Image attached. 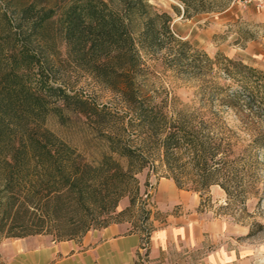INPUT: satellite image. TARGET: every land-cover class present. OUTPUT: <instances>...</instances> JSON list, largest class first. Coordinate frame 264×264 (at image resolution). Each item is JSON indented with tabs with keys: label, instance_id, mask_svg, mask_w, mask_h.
<instances>
[{
	"label": "trees",
	"instance_id": "trees-1",
	"mask_svg": "<svg viewBox=\"0 0 264 264\" xmlns=\"http://www.w3.org/2000/svg\"><path fill=\"white\" fill-rule=\"evenodd\" d=\"M182 3L187 17L225 7L220 0ZM172 21L150 0H0L1 236L65 240L107 226L97 214L115 211L132 193L134 205L137 174L147 166L202 195L220 185L229 199L244 202L258 187L264 71L195 49ZM61 46L70 64L118 97V106L58 83L52 57ZM159 53L205 85L204 106L178 108L169 93L158 99L145 90L144 54ZM52 116L65 126L78 120L95 137H62L48 126Z\"/></svg>",
	"mask_w": 264,
	"mask_h": 264
},
{
	"label": "rangeland",
	"instance_id": "rangeland-1",
	"mask_svg": "<svg viewBox=\"0 0 264 264\" xmlns=\"http://www.w3.org/2000/svg\"><path fill=\"white\" fill-rule=\"evenodd\" d=\"M220 2L225 6L223 9L204 11L187 17L182 0H150L157 10L172 16L173 29L183 39L190 41L195 49L207 53L212 58L222 53L264 71V0ZM60 49L61 54L52 57L59 84L71 92H79L89 97L100 105L118 106V97L110 89L100 84L88 72L70 64L65 47L61 46ZM144 58L148 65V75L142 81L145 90L159 95L158 99L169 93L172 98H177L172 106L178 108L204 106L199 93L205 85H202L200 80L169 67L163 53L144 54ZM224 81L222 79L220 83L225 84ZM225 115L232 126L238 125L239 121L234 112L226 110ZM48 126L60 136L75 143H83L95 137L89 127L78 120L65 126L52 116L48 120ZM262 161L264 163V155ZM137 178L140 191L135 204L132 205L130 200L133 193L128 194L119 201L115 211L97 214V221H127L145 230H153L167 222L170 212L157 200V189L161 182L165 183L167 177L159 176L147 166L137 174ZM259 178L258 187L249 189L244 202L229 199L220 185H213L210 191L203 195L191 191L190 195L200 198L198 213L206 220L223 223L218 240L205 243V254L216 246H228L234 242L251 244L264 252V164L260 169ZM250 232L253 233L251 236ZM6 238L10 237L0 235V244Z\"/></svg>",
	"mask_w": 264,
	"mask_h": 264
},
{
	"label": "crops",
	"instance_id": "crops-1",
	"mask_svg": "<svg viewBox=\"0 0 264 264\" xmlns=\"http://www.w3.org/2000/svg\"><path fill=\"white\" fill-rule=\"evenodd\" d=\"M166 178L157 200L169 210L167 222L149 235L152 264H264V252L251 244L216 246L205 254L206 242L218 240L220 221L198 213L200 198ZM146 233L130 222H113L81 237L57 240L49 234L10 237L0 244V264H138Z\"/></svg>",
	"mask_w": 264,
	"mask_h": 264
},
{
	"label": "built area",
	"instance_id": "built-area-1",
	"mask_svg": "<svg viewBox=\"0 0 264 264\" xmlns=\"http://www.w3.org/2000/svg\"><path fill=\"white\" fill-rule=\"evenodd\" d=\"M150 248V239L146 234L138 251V264H152Z\"/></svg>",
	"mask_w": 264,
	"mask_h": 264
}]
</instances>
